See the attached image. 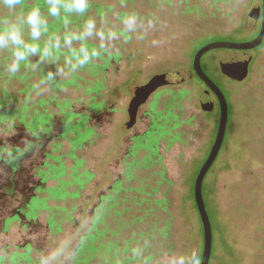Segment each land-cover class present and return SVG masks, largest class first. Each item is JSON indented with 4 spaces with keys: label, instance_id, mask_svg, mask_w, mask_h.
<instances>
[{
    "label": "rangeland",
    "instance_id": "1",
    "mask_svg": "<svg viewBox=\"0 0 264 264\" xmlns=\"http://www.w3.org/2000/svg\"><path fill=\"white\" fill-rule=\"evenodd\" d=\"M99 2L118 4V0ZM262 2L128 0L129 8L143 16L155 17L156 26L149 29L145 40L118 45L113 58H101L81 69L76 85L56 94L51 89L37 95L31 88L32 77L23 82L0 77V101L5 102L7 93L14 97L6 100L7 106L0 109V114L14 105H23L27 98L35 111L41 110L42 99L53 98L46 106L51 113L58 103L71 102L78 111L90 104L102 107L105 103L104 115L92 118L93 127L103 138L89 150L88 165L99 176L79 199L69 202L68 212L56 213L54 220L57 227H63L62 233L49 234L43 229L42 220L40 226L28 230L13 228L1 236L0 243L32 244L36 260V250H49L68 240L71 247L63 264H173L180 256L191 264L193 254L201 261L204 239L193 188L216 139L220 116L218 111L208 109V104L201 109V103L207 102H202L204 87L193 74L188 82L180 83L179 79L168 85H163L159 76H176L188 70L190 60L210 43H237L255 38L262 18L254 22L249 14L256 6L262 8ZM153 40L157 41L155 45ZM222 51H210L201 59L203 70L224 93L229 107L221 152L203 184L213 230L209 264H264V42L248 51L252 61L243 80L237 72L229 69L224 72L221 66L223 53L240 52ZM168 71L176 73L167 74ZM148 83L159 86L148 106L141 109L145 123L150 121L147 110L164 113L172 102L179 105L171 109L176 120L164 119L163 123L177 121L189 125L179 139L172 140L171 135H176L173 131L162 142L154 143L148 159L144 158L143 148L138 151L131 157L128 172L123 171L119 162L112 167L114 176L119 173L128 176L120 189L112 190L108 166L105 168L106 161L117 155L119 149L114 144L112 129L123 121L124 110L138 87ZM95 96L94 102L91 99ZM112 117L115 126L110 124ZM4 136L8 135L1 137ZM127 139L122 135L121 142H125L119 149L122 156ZM113 148L112 155L105 154ZM95 155L105 159L94 160ZM105 196L111 199L103 200ZM145 239L150 244L144 257L139 262L132 261L127 249Z\"/></svg>",
    "mask_w": 264,
    "mask_h": 264
},
{
    "label": "flooded vegetation",
    "instance_id": "2",
    "mask_svg": "<svg viewBox=\"0 0 264 264\" xmlns=\"http://www.w3.org/2000/svg\"><path fill=\"white\" fill-rule=\"evenodd\" d=\"M193 60L189 62L188 71L203 85V94L209 91L208 100L205 104L201 103V109L208 104L207 106L212 107L213 111H218L220 116L219 101L196 75ZM96 67L99 68V65ZM171 73L176 72L168 71L167 74ZM77 79L76 75L74 78L65 80L64 89L76 85ZM185 82L188 80L180 83ZM144 85L146 84L140 87ZM53 91L56 94L62 90L53 89ZM155 93L138 109L135 123L130 128L128 124L131 122L130 104L133 98L130 99L128 108L124 110V119L120 125L115 126V118H110L111 126L116 127L111 132L112 137L115 138V146L120 149L124 145L125 142H121L122 135L128 138L124 156L117 149V155L106 161L105 168L108 166L106 170L109 173L112 190L120 189L128 177L122 173L117 176L112 174V167H116L118 162L123 165V171L128 172L131 157H134L142 148L146 152L144 158L148 159V152L153 150L154 143L162 142L165 136L171 134L170 132L176 131V135H171L172 140L179 139L181 134L186 133L188 123L177 121L171 124L163 123L164 119H167L166 121H171L173 118L176 120L171 109L174 110L179 105L175 106L172 102L169 108L167 105V111L164 113L156 110L151 113L147 110L150 119L147 123L141 118V109L148 106L149 100ZM28 100L30 99L27 98L23 105H14L0 114V145L11 144L20 149L18 158L12 163L9 164L0 159V238L10 233L13 228L28 230L31 227H38L42 220L45 225L43 229L46 232L61 234L63 227H57L54 220L56 213L58 211L68 212L69 202L79 199L83 191L99 176L88 165L89 150L95 146L98 139L103 138L93 127L92 118L104 115L105 103L102 107L90 104L86 109L78 111L74 109L71 102L64 105L57 102L55 112L51 113L46 106L53 101V98L49 101L42 99L41 110L36 111ZM91 100L95 102L97 97ZM164 115L166 118L163 117ZM143 128H145L144 131ZM3 134L8 135L9 138L6 139L8 136L1 137ZM114 151L113 148L105 154L112 155ZM99 159L105 158L101 155L94 158V160ZM103 171L105 174V170ZM102 199L110 200L111 197L105 196ZM34 248L32 244L4 246L0 243V260H3L5 264H35L36 260L32 254ZM83 248L82 246L80 249Z\"/></svg>",
    "mask_w": 264,
    "mask_h": 264
},
{
    "label": "clouds",
    "instance_id": "3",
    "mask_svg": "<svg viewBox=\"0 0 264 264\" xmlns=\"http://www.w3.org/2000/svg\"><path fill=\"white\" fill-rule=\"evenodd\" d=\"M156 23L155 17L129 8L128 0L107 5L99 0H0V77L10 82L32 77L37 95L64 90L65 80L101 58H113L118 45L145 40ZM19 154L16 146L0 145V159L9 164ZM149 244L145 239L129 247L132 261H141ZM70 247L66 240L55 248L36 250L35 264H63ZM190 260L200 264L195 254ZM173 264L188 261L180 256Z\"/></svg>",
    "mask_w": 264,
    "mask_h": 264
},
{
    "label": "water",
    "instance_id": "4",
    "mask_svg": "<svg viewBox=\"0 0 264 264\" xmlns=\"http://www.w3.org/2000/svg\"><path fill=\"white\" fill-rule=\"evenodd\" d=\"M261 10H262L261 29L259 34L255 38L246 42L210 43L208 45H205L203 48H201L198 51V53L194 56V60H193V68L196 75L216 95L220 105V118H219L216 139L214 141V144L210 150V153L206 161L204 162V164L202 165L196 176L194 182V189H193L194 201L198 209L199 216L201 218V222L203 226L204 244H203V252H202L200 264L210 263L212 250H213V230L204 200L203 184L208 172L212 168L213 164L215 163L216 159L218 158L221 152L226 136L228 118H229V107L226 97L223 94V92L220 90V88L206 75V73L202 69L201 59L206 53L213 50L222 49L227 51L240 52V53H232L230 55H228L229 53L226 52L223 53L221 66L224 72L228 69L231 72L232 71L237 72L240 75L239 78L240 80L246 78L249 72V65L252 61V56L248 53V51L257 49L264 42V0L262 2V8L256 6L249 14V17L253 19L254 22H257L261 18L260 16ZM190 75L191 72L186 70L176 76L163 74L159 76V79L163 81V85H168V84H175L176 82L179 81V79L181 81L189 80V78L191 77ZM158 86L159 85L155 83H148L140 87L136 91L135 96L130 104L131 122L128 124L129 128L135 123L138 109L147 102L150 96L157 90ZM208 97H209V91H206L202 95V102L207 101ZM208 109L213 110L212 107H209Z\"/></svg>",
    "mask_w": 264,
    "mask_h": 264
},
{
    "label": "trees",
    "instance_id": "5",
    "mask_svg": "<svg viewBox=\"0 0 264 264\" xmlns=\"http://www.w3.org/2000/svg\"><path fill=\"white\" fill-rule=\"evenodd\" d=\"M7 99H14V97H12L9 93H7V95H6V100ZM6 100H5V102H1L0 101V109H4V107L5 106H7V102H6ZM195 182V181H194ZM194 189V188H193ZM53 192V191H52ZM205 193H206V190H205ZM54 195V194H53ZM206 195V194H205ZM193 196H194V192H193ZM195 202V201H194ZM195 206H196V204H195ZM197 208V207H196ZM197 213H198V215H199V212H198V209H197ZM198 218H199V221H200V224H201V229H202V232H203V226H202V222H201V218H200V216H198ZM201 262V261H200Z\"/></svg>",
    "mask_w": 264,
    "mask_h": 264
}]
</instances>
